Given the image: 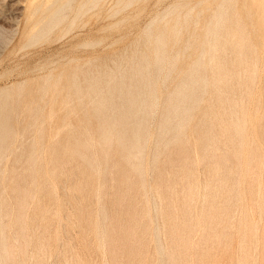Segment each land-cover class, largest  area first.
<instances>
[{
    "label": "rangeland",
    "instance_id": "rangeland-1",
    "mask_svg": "<svg viewBox=\"0 0 264 264\" xmlns=\"http://www.w3.org/2000/svg\"><path fill=\"white\" fill-rule=\"evenodd\" d=\"M51 1L0 0V264H264V0Z\"/></svg>",
    "mask_w": 264,
    "mask_h": 264
},
{
    "label": "bare ground",
    "instance_id": "bare-ground-1",
    "mask_svg": "<svg viewBox=\"0 0 264 264\" xmlns=\"http://www.w3.org/2000/svg\"><path fill=\"white\" fill-rule=\"evenodd\" d=\"M98 1L99 0H87V2L84 1V2L79 3L77 8H76L75 16L78 15V13H79V11L81 10L82 7H84V6H87V8H90L91 6L93 7V6L97 5ZM58 2H59V0H52L50 2V4L47 5V7H45V8L49 10V9H51L50 7L55 6ZM72 2H73V0H65L61 4L57 5L54 9L49 10L47 13L45 12L46 14L41 16L38 19V21L36 22V24H35L38 28H37L36 32L34 34H32L31 41H35V40L40 39L41 37L46 36L50 31H52L53 28H55L58 24H60L66 18V13L65 12H66L67 9L70 8V6H72ZM5 117L2 114V116H0V119H2V121H3V119Z\"/></svg>",
    "mask_w": 264,
    "mask_h": 264
}]
</instances>
